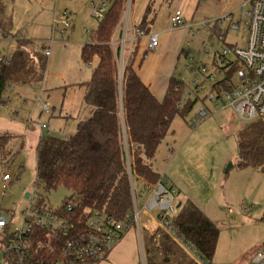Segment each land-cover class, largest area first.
I'll return each instance as SVG.
<instances>
[{"label": "rangeland", "instance_id": "obj_1", "mask_svg": "<svg viewBox=\"0 0 264 264\" xmlns=\"http://www.w3.org/2000/svg\"><path fill=\"white\" fill-rule=\"evenodd\" d=\"M0 1L5 5L8 19L12 18L8 37L3 38L0 29V50L3 53L10 54L16 50V37L30 41L27 49L33 56L35 50L43 53L44 42L50 38L55 40L51 56H45L47 65L43 78L34 86L13 85L14 89L6 93V104L0 108V135H12L11 147L16 153L14 162L10 164L8 161V164L0 166V209L3 212L15 211L16 218L20 219L22 211L29 204L25 197L27 193L37 194V198L45 199L46 204L54 209L61 208L71 195V191L64 187L46 191L44 186L37 185V145L42 136L67 139L76 133L78 122L90 116L91 111L84 100L85 88L81 83L90 79L98 58L90 63L85 62L81 50L90 41V34L84 30H95L99 21L91 17L88 0ZM245 1L198 0L195 5L191 0L188 3L187 0H134V22L140 23L150 5L152 10L148 18L153 22V30L164 26L171 18L170 13L179 7L186 6L191 12L187 21L200 32L192 35L191 29H187L174 35L170 55L163 57L165 64H171L172 54L178 50L180 57L176 61L178 70L175 77L187 84L183 96L185 99L188 98L195 76L192 77L191 72L183 71V68L196 67L197 62L202 60L208 66L207 73L215 74L216 78L221 77L225 71L218 69L223 63L217 51L222 53V48L226 46L244 47L248 36L243 29H231L226 31L225 40H219L204 22L230 13H234L237 18ZM65 8L75 14V20L74 28L64 40L59 32L54 31V20L60 19L58 13ZM222 27L227 29V25ZM188 49L191 52H187ZM34 59L36 62L39 60L37 56ZM228 59L234 60L235 57L229 55ZM204 75L198 74L200 83ZM211 83L206 81L203 84L199 97L203 98L209 92ZM38 95L49 105V112H44L43 104L36 102ZM202 105L201 102L196 103L187 118L182 114L174 118L171 132L159 145L153 165L158 173L165 172V177L180 190L181 203L192 201L218 226L220 236L210 264H250L264 245V171L238 165L237 135L248 123L240 120L234 112L221 110L196 126L188 123ZM255 120H261L264 124V116ZM38 124H45L47 128L42 130ZM4 171L10 172L13 178L6 188L1 178V172ZM136 189L139 199L145 200L148 192L141 180H136ZM4 191L7 195H4ZM230 208L232 213L229 212ZM140 223L142 234L156 233L157 239L161 237L163 231L158 228L154 215L141 213ZM135 241L131 231L119 245L121 254L114 257V261L127 258L130 264H134L135 256L131 260L129 257L133 253ZM149 243L148 236H144L146 264H150ZM137 254L139 256V251ZM178 259V254L172 257L174 262Z\"/></svg>", "mask_w": 264, "mask_h": 264}, {"label": "trees", "instance_id": "obj_2", "mask_svg": "<svg viewBox=\"0 0 264 264\" xmlns=\"http://www.w3.org/2000/svg\"><path fill=\"white\" fill-rule=\"evenodd\" d=\"M124 1L114 0L98 27L90 31V41L81 50L85 62L90 63L98 58L90 79L81 83L85 88L86 105L91 107L90 116L80 120L76 133L67 139L42 136L37 145V185L41 184L46 191L58 187L71 191L61 208H66L71 201L76 218L101 210L114 220L126 221L133 208L122 142L118 69L109 44L124 10ZM147 7L146 14L137 25L148 32L153 22L148 18L152 7ZM1 12L0 27L7 36L11 30V20L7 22L5 14ZM16 41L18 46L11 55L10 63L0 65V108L6 104L7 84L34 86L45 74L47 61L44 54L35 50L33 56L27 49L30 41L17 37ZM35 56L39 59L37 62ZM133 64L131 60L126 66L123 83V112L129 132L133 171L137 180L147 179L155 183L162 175L153 165L159 145L171 132V125L178 114L187 118L196 103H205L206 96L199 97V92L206 80L197 86L190 85L191 91L185 99L187 84L174 74L165 99L160 101L141 81ZM229 67L224 78L227 80L232 78L237 66L228 64L218 67L224 71ZM224 79L217 80L216 84L211 83L210 90H226L228 86ZM198 88L201 90L198 91ZM244 125L237 135L238 165L264 171V124L261 120H255ZM11 140V134L0 135V166L8 164V161L10 164L14 162L16 153L11 147ZM5 173L7 171L1 172L2 175ZM37 205L47 204L45 199L39 198ZM176 218L175 226L179 233L194 242L198 251L211 260L220 236L218 226L190 200L182 204ZM148 239L150 264H195L169 235L162 233L157 239L154 233ZM177 254L179 259L174 262L172 257Z\"/></svg>", "mask_w": 264, "mask_h": 264}, {"label": "built area", "instance_id": "obj_3", "mask_svg": "<svg viewBox=\"0 0 264 264\" xmlns=\"http://www.w3.org/2000/svg\"><path fill=\"white\" fill-rule=\"evenodd\" d=\"M133 2L134 0L124 1V10L109 42L118 69L122 142L132 189V210L126 221L114 220L101 210L76 218L73 215L74 206L71 201L66 208L54 209L48 205H37L39 199L37 194L29 193L28 197L25 195L29 204L22 211L20 219L16 218L15 211L3 212L0 209V264H102L131 228L139 235L140 264H146V249L140 223V214L146 212L154 215L158 227L184 250L191 261L195 264H210L211 260L206 259L194 242L185 239L175 226L176 211L180 209L179 190L165 177V172L161 173L160 180L155 183L147 179L141 180L148 192L145 200L139 199L136 189L137 178L133 171L129 132L126 129L123 112V83L126 66L135 55L141 41L146 40L147 51L154 52L161 44V37L159 32H147L138 27L132 16ZM113 3L114 0H88L91 17L101 21ZM58 14L60 19L54 20V31L59 32L65 40L74 28L75 14L66 8ZM170 22L171 29L186 27L191 29L192 35L200 32L199 29H194V25L187 24L182 8L173 12ZM204 24L213 34L216 33L219 40H225L226 31L231 29H243L248 36L244 47L226 46L222 48V53L216 50L224 66L228 64L237 66L229 80L224 78L231 67L226 68L225 74L217 78L215 74L207 73L208 66L202 60L197 62L196 67L183 68V71L189 70L192 75L205 73L204 80L213 84L219 79H224L228 86L226 90H209L204 94L207 102L198 108L196 115L188 123L196 126L205 118L226 109L234 112L246 123L264 116V0H246L239 9L237 18L234 17V13H230L215 20H208ZM223 25H227L226 30ZM84 31L90 33L91 30ZM54 43L53 38L44 42V56H51V47ZM187 52H191L190 49ZM229 55H233L235 59L229 60ZM10 61L11 55L0 50V65L8 64ZM192 84L197 86L200 82L192 79ZM6 87V93L14 89L10 83ZM200 90L198 88V91ZM36 102L43 104L44 112L50 111L49 105L42 101L40 95L36 97ZM38 126L40 129L47 128L45 124ZM1 178L4 188L13 180L10 172L3 174ZM3 193L7 195L6 191ZM229 212L232 213L233 210L230 208ZM250 264H264V245L254 255Z\"/></svg>", "mask_w": 264, "mask_h": 264}, {"label": "crops", "instance_id": "obj_4", "mask_svg": "<svg viewBox=\"0 0 264 264\" xmlns=\"http://www.w3.org/2000/svg\"><path fill=\"white\" fill-rule=\"evenodd\" d=\"M188 1L189 0H187V3H188ZM191 1L193 3H195V5H196L198 0H191ZM181 8L184 11L185 21H187V19H190L191 12L189 13V9L187 10L186 6L181 7ZM5 9H6L5 5L2 4L0 1V12L3 11V13L5 14L7 22H8V20H11V23H12V18L8 19L7 13L4 11ZM173 12L174 11H172L170 13V17L172 16ZM1 17H2V14H0V19H1ZM187 24H189L188 21H187ZM0 29H1V31H3V35H4L5 30H3V28H1V27H0ZM185 30H187L186 27L185 28H179L176 30L171 29V22H170L169 18L167 20V23H165V25L162 26L161 28L157 27V29L153 30L151 27L150 28L151 32L156 31V32L160 33V37H161L160 46L158 48H156V50L154 52H149L146 49V40H142L141 44L135 50V55L131 59L134 61L133 68H135V70L137 71L141 81L149 87L151 93L155 96V98H158L160 101H163L165 99L163 97H165L167 90L170 86V79L172 78V75L177 73L178 67L176 66V61L180 57V54H179L178 50L175 51L174 55L172 54L173 59L171 61V64L170 63L165 64V62L163 61V57H164V55H170L169 50L171 51V48H172L173 43H174L173 36L176 35L177 33H180L181 31H185ZM9 35L10 34H8L7 36L4 35L3 38L8 37ZM10 55H12V53H10ZM156 59H158L159 61L154 62V60H156ZM193 76H195V78H193V79L197 80L198 74L192 75V77ZM200 81H202V80H200ZM84 94H85V91H84ZM86 106L89 108V112H90L91 108L88 105H86ZM42 130H45V129H42ZM179 193H180V190H179ZM178 203H181L179 201V195H178ZM182 204L183 203H181V206H182ZM131 231H132V235L136 241L132 245V247H133L132 252L133 253L129 257V260H131L132 256H135L134 264H140V250H138L139 249V235L137 234V231L134 228H131L128 232H126L123 239L121 241H119L116 244V246L112 249L113 251L109 254V256L107 258L108 261L103 262L102 264H130L127 261V258L126 259L124 258L125 260L115 262L114 257L117 258V256L121 254L122 249L118 248V247L124 241V239L129 235V233ZM141 234H142V231H141ZM150 235H152V234L146 233V235L143 234V237L144 236L150 237ZM148 242H149V239H148ZM138 251H139V256L137 254ZM110 260H112L111 263H109Z\"/></svg>", "mask_w": 264, "mask_h": 264}, {"label": "water", "instance_id": "obj_5", "mask_svg": "<svg viewBox=\"0 0 264 264\" xmlns=\"http://www.w3.org/2000/svg\"><path fill=\"white\" fill-rule=\"evenodd\" d=\"M231 166H232V164L229 165V167H231ZM28 196H29V193L26 194V197H28ZM178 207H181V203L178 204Z\"/></svg>", "mask_w": 264, "mask_h": 264}]
</instances>
